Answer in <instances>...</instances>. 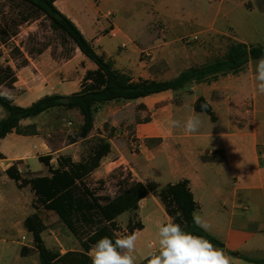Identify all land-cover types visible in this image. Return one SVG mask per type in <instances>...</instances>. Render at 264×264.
<instances>
[{
	"label": "crops",
	"instance_id": "crops-1",
	"mask_svg": "<svg viewBox=\"0 0 264 264\" xmlns=\"http://www.w3.org/2000/svg\"><path fill=\"white\" fill-rule=\"evenodd\" d=\"M178 1L56 0L54 5L92 48L111 62L114 70L134 81L170 80L185 69L223 56L233 42L255 45L241 36V29L249 20L248 13H238V9L247 10L244 3H236L233 8L232 0H218V11L210 14H177L173 10L165 13L159 7L162 3ZM249 1L245 3L249 5ZM137 9H140L138 14ZM111 27L117 31L115 37L106 33ZM183 37L191 38L192 42L181 44ZM76 50L79 53L75 55V62L72 58L64 63L35 60L21 67L10 88L0 86V94L17 106L26 107L46 95L79 91L86 71L95 70L96 65ZM144 50L150 52L147 59L139 57ZM256 60H249L239 72L221 76L211 83L191 84L176 92L165 91L102 105L94 114L89 138L95 135L106 138L111 149L91 176L105 178L119 169L130 173L132 181L141 183L152 181L162 186L187 180L198 205L195 212L211 225L207 233L222 242L227 251L264 261V95L255 92ZM80 63L83 68H77ZM71 68L76 79L70 78ZM199 97L210 105L214 121L206 113L195 110ZM54 110L63 109L48 112ZM64 111L78 114L76 110ZM190 115H198L202 121L197 133L186 134L169 124L173 119L183 121ZM39 116L20 122L21 126L34 125L36 134L11 132L0 138L1 182L12 181L5 174L12 165L20 172L26 167L33 175H47L41 173L45 166L38 160L47 151V155H56L54 164L53 158L50 160L54 167L59 155L69 156L66 147L51 151L36 121ZM4 117L5 112L0 108V119ZM77 122L78 130L80 116ZM128 131L134 132L141 143L138 152L129 147ZM212 155L218 160H203L204 156ZM71 158L79 161L77 156ZM31 161L38 164V170L30 169ZM249 206L255 214L239 217L237 210L248 211ZM32 213L29 202L20 199L19 191L0 188V238H16L24 233L21 244L32 248L27 244L32 242V236L23 227L24 219ZM138 215L143 229L137 233L147 229L146 221L153 228V240L137 242V254L146 253L137 260L141 264L149 252L156 251L157 226L169 216L158 198L151 194L141 200ZM254 221L258 224L256 229ZM19 226L21 231L16 230ZM231 257L232 264L246 262L237 256ZM0 259L6 261L7 253Z\"/></svg>",
	"mask_w": 264,
	"mask_h": 264
},
{
	"label": "trees",
	"instance_id": "trees-1",
	"mask_svg": "<svg viewBox=\"0 0 264 264\" xmlns=\"http://www.w3.org/2000/svg\"><path fill=\"white\" fill-rule=\"evenodd\" d=\"M55 1L9 0L10 3L25 6L31 13L18 20L13 26H10L8 20L3 17L4 26H0V48H8L10 52L17 50L12 42L17 35V28L30 20L42 17L48 22L52 31L59 32L70 40L82 55L96 65V69L86 71L79 91L69 95H46L26 107L17 106L0 94V108L5 112V117L0 119V138L11 132L19 135L36 134L34 125L21 126L20 122L52 109H63L78 112L81 123L78 126L77 136L79 139L87 140L93 130L94 114L108 102L130 101L165 91L176 92L191 84L211 83L221 76L239 72L249 60L264 56V45L233 42L223 56L214 58L202 66L185 69L170 80L134 81L128 75L114 70L111 62L92 48L77 27L57 10ZM25 64L24 59L19 67ZM15 81L16 75L12 67L9 65L0 67V86L10 88ZM202 104L207 105L205 110L201 109ZM194 108L197 112L209 115L212 121L215 120L212 109L204 98L199 97ZM91 138L93 141L86 157L79 161H74L70 156L59 155L54 167L50 164L51 155L38 157L39 162L47 168V175H32L25 178L16 165L10 166L5 171L6 176L18 188L29 186L33 193L31 206L35 212L24 219L23 227L32 236L33 249L38 254L40 264H91L89 256L91 246L104 236L115 239L122 232L117 223L119 216L124 213L131 214L123 235L143 229L138 210L141 200L149 194L158 198L169 218L180 224L184 231L207 238L231 256H237L250 263L264 264L262 260L227 251L222 242L193 223L192 213L198 209V205L193 199L187 180L161 186L152 181L146 183L132 181L130 173L127 172L126 179L112 197L100 195L90 189L86 179L98 168L103 157L111 149L106 138L98 135ZM203 160L216 161L218 158L214 155L204 156ZM38 210L54 213L73 236L78 248L64 253L47 248L42 239L46 226ZM31 250L22 246L20 255L25 256ZM141 264H147V259Z\"/></svg>",
	"mask_w": 264,
	"mask_h": 264
},
{
	"label": "rangeland",
	"instance_id": "rangeland-1",
	"mask_svg": "<svg viewBox=\"0 0 264 264\" xmlns=\"http://www.w3.org/2000/svg\"><path fill=\"white\" fill-rule=\"evenodd\" d=\"M210 1L179 0L174 4H159V7H162L165 13L173 10L177 14H210L218 11L219 7L218 0ZM232 2L233 8H235L236 3H244V6L247 10L241 8L238 9V13L249 14L248 25L241 29V32L243 33V35H241L243 36L242 38H244V40L248 41L250 44L264 45V19H261L262 15H264V0H250L248 2L249 5L245 3V0H232ZM139 11L140 9H137V14ZM29 13L31 12L25 6H20L18 3H10L9 0H0V26H4L3 17L8 20L10 26H13L18 20L28 16ZM32 17H34V15ZM157 28H160V26H157ZM190 39L191 38L189 37H183L180 40V43L190 44L192 42ZM12 42L15 44L16 49L19 52H17V50L10 52L8 48L1 47L0 67L9 65L12 67L16 76L17 71L21 68L19 66H21L24 59L26 60V64L24 66L35 60L42 63L47 61L49 62L51 60H54L58 63H64L68 59L72 58V61L75 62L77 61V56L75 55H78L79 53L70 40H68L64 35L59 32L52 31L48 22L42 17L38 19L36 18L35 20H30L29 22L20 25L17 28V35L12 39ZM149 53V50H144L140 53L139 57L141 59H147L146 57L149 55ZM83 66V63H80L77 65V68H83ZM33 69L34 72H37L35 68ZM70 71V78H75L74 69L71 68ZM78 119V114H71L69 112H65L64 110H54L52 112L41 114L39 118L36 119V121L40 128H42L46 143L51 151L57 150L61 147H66L68 149L69 156H77L80 160L81 158L86 157L93 139L91 138L81 141L78 138ZM129 136L135 137V133L129 132ZM46 153L49 154L48 151ZM55 156L56 155L53 153V159L51 161L53 164L55 163ZM29 167L31 170H38V164L36 162L31 161L29 163ZM21 173L25 178L33 175V173L29 172L26 167L21 168ZM41 173L48 174L47 169L44 167ZM126 173L127 172L118 169L105 178H96L95 176L90 175L86 179V184L90 189L96 191L100 195L114 196L118 192L119 185H121L124 179H126ZM0 188L3 191H19L20 199H22L24 203L29 202L31 211H35L31 206L34 196L29 186L18 188L13 181H0ZM253 211L254 210H252V207L249 206L248 211L238 209L237 214L239 217L245 218L255 214ZM38 214L46 226L45 231L42 233V239L47 248L61 252H65L70 248H78V244L76 243L73 236L65 229L63 224L59 222L57 216L54 213L38 210ZM130 216V213H124L117 218V223L122 230L119 235H123L125 232V226ZM146 223L147 229L145 231L139 233L136 232L138 235L137 242L142 239L147 240V242L153 240L151 233L153 231L152 225L148 223V221H146ZM253 225L255 229L258 226L256 221H254ZM16 230L21 231V227L19 226V228ZM22 235H24V233H22L20 236H17L16 238L12 236L0 238V256L3 253H7V260L4 261L0 259V264L39 263L38 254L36 250L33 249L32 242H27V244L31 245L32 250L25 256L20 255L19 251L23 246V244H21ZM146 252H148V250ZM145 254L146 253L144 252L137 254L136 245L137 260H139V258ZM241 264L249 263L241 262Z\"/></svg>",
	"mask_w": 264,
	"mask_h": 264
},
{
	"label": "clouds",
	"instance_id": "clouds-1",
	"mask_svg": "<svg viewBox=\"0 0 264 264\" xmlns=\"http://www.w3.org/2000/svg\"><path fill=\"white\" fill-rule=\"evenodd\" d=\"M253 71L255 92L264 95V56L255 61ZM206 108V104L201 105L202 110ZM169 124L173 129L193 134L199 131L202 121L198 115H190L183 121L173 119ZM192 220L206 232L211 228L210 223L195 211ZM137 240L136 232L118 235L115 239L100 238L89 250L91 264H137ZM157 245L156 251L149 252L147 264H232V257L222 248L203 236L184 231L172 218L157 226Z\"/></svg>",
	"mask_w": 264,
	"mask_h": 264
},
{
	"label": "built area",
	"instance_id": "built-area-1",
	"mask_svg": "<svg viewBox=\"0 0 264 264\" xmlns=\"http://www.w3.org/2000/svg\"><path fill=\"white\" fill-rule=\"evenodd\" d=\"M106 33L110 37H115L117 35V31L113 27L109 28ZM129 141L130 147L133 151H138L141 148V143L136 137L131 136Z\"/></svg>",
	"mask_w": 264,
	"mask_h": 264
}]
</instances>
